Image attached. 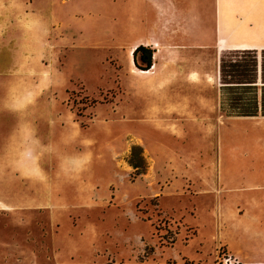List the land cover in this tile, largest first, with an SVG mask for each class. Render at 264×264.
<instances>
[{
  "label": "rangeland",
  "instance_id": "obj_1",
  "mask_svg": "<svg viewBox=\"0 0 264 264\" xmlns=\"http://www.w3.org/2000/svg\"><path fill=\"white\" fill-rule=\"evenodd\" d=\"M32 1L38 59L19 75L42 87L19 116L2 102L16 56L0 48V264H264V117L220 108L213 70L231 51L189 52L185 0ZM213 2L190 0L208 26ZM158 22L210 73L198 88L153 93L128 67ZM19 117L35 131L10 144Z\"/></svg>",
  "mask_w": 264,
  "mask_h": 264
},
{
  "label": "crops",
  "instance_id": "obj_2",
  "mask_svg": "<svg viewBox=\"0 0 264 264\" xmlns=\"http://www.w3.org/2000/svg\"><path fill=\"white\" fill-rule=\"evenodd\" d=\"M196 3L199 6L202 5L199 1ZM31 4H33L32 0H0V48L7 47L13 50L16 56L13 60L15 61L13 67L5 73L6 75H1L5 77V84L2 83V85H5L7 89L5 91L7 95L5 99L2 98V102L12 114H18L17 116L22 110L36 102L42 87L40 75H19V72L32 66L38 59L35 54L37 52L36 43L40 38L37 32L40 21L35 17ZM184 5L187 11L183 13L190 15L189 41L192 48L189 52L196 54V46L206 51L211 50L217 61L227 50H256L258 53L264 50V0H214V18L211 26L202 20L203 12L199 7H196V10L192 8L193 3L190 4V0H185ZM152 25L153 23L148 28V36L143 41V45L153 50L152 66L148 70H142L141 73L149 75L153 82L151 85L153 93L185 92L198 88L199 83L208 79L210 73L201 72L194 59L189 58L186 61L184 56L187 51L170 50L169 43L166 41L168 31L159 22L155 26ZM139 44L135 42L130 46L129 68L136 67L134 54L132 52L130 55V50L132 48L135 50ZM25 50L35 54L30 57ZM155 55L157 57H154ZM258 71L260 81L261 56ZM213 75L219 80V66L217 67L216 63ZM22 76L24 83L18 80ZM42 79L45 82L46 77L43 76ZM142 117L152 120L159 118L152 112ZM16 121L20 127H16L10 144L12 140L20 141L35 131L34 123L28 121L26 126L27 122L21 117ZM10 144L6 147L8 152L18 149V146ZM15 169L22 172V168L18 166Z\"/></svg>",
  "mask_w": 264,
  "mask_h": 264
},
{
  "label": "trees",
  "instance_id": "obj_3",
  "mask_svg": "<svg viewBox=\"0 0 264 264\" xmlns=\"http://www.w3.org/2000/svg\"><path fill=\"white\" fill-rule=\"evenodd\" d=\"M230 51L219 65L220 108L229 116H264V50L261 52L260 81L259 53L256 50ZM133 54L138 67L143 70L151 68L152 48L140 45ZM128 162L136 174L144 173L146 158L141 145L132 146Z\"/></svg>",
  "mask_w": 264,
  "mask_h": 264
},
{
  "label": "bare ground",
  "instance_id": "obj_4",
  "mask_svg": "<svg viewBox=\"0 0 264 264\" xmlns=\"http://www.w3.org/2000/svg\"><path fill=\"white\" fill-rule=\"evenodd\" d=\"M132 52H134L133 48L130 50V55H132Z\"/></svg>",
  "mask_w": 264,
  "mask_h": 264
}]
</instances>
